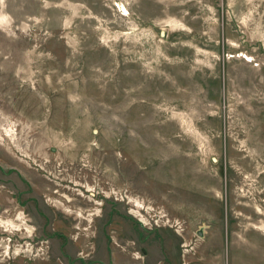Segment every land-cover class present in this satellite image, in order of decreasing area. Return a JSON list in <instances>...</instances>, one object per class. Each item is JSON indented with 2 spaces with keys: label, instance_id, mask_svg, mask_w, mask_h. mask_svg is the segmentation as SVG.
Wrapping results in <instances>:
<instances>
[{
  "label": "rangeland",
  "instance_id": "1",
  "mask_svg": "<svg viewBox=\"0 0 264 264\" xmlns=\"http://www.w3.org/2000/svg\"><path fill=\"white\" fill-rule=\"evenodd\" d=\"M0 264H264V0H2Z\"/></svg>",
  "mask_w": 264,
  "mask_h": 264
},
{
  "label": "clouds",
  "instance_id": "2",
  "mask_svg": "<svg viewBox=\"0 0 264 264\" xmlns=\"http://www.w3.org/2000/svg\"><path fill=\"white\" fill-rule=\"evenodd\" d=\"M0 2H2V0H0Z\"/></svg>",
  "mask_w": 264,
  "mask_h": 264
}]
</instances>
